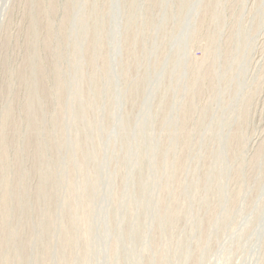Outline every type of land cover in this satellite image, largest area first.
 <instances>
[{
    "label": "rangeland",
    "instance_id": "rangeland-1",
    "mask_svg": "<svg viewBox=\"0 0 264 264\" xmlns=\"http://www.w3.org/2000/svg\"><path fill=\"white\" fill-rule=\"evenodd\" d=\"M0 264H264V0H0Z\"/></svg>",
    "mask_w": 264,
    "mask_h": 264
}]
</instances>
